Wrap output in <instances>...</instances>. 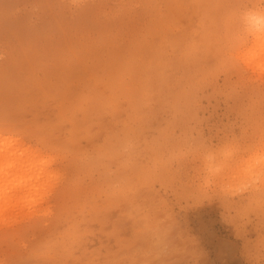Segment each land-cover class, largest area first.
I'll list each match as a JSON object with an SVG mask.
<instances>
[{
    "label": "rangeland",
    "instance_id": "obj_1",
    "mask_svg": "<svg viewBox=\"0 0 264 264\" xmlns=\"http://www.w3.org/2000/svg\"><path fill=\"white\" fill-rule=\"evenodd\" d=\"M215 1L0 0V131L57 174L0 220V264H264L259 193L232 194L264 155V71L238 56L259 0Z\"/></svg>",
    "mask_w": 264,
    "mask_h": 264
},
{
    "label": "bare ground",
    "instance_id": "obj_2",
    "mask_svg": "<svg viewBox=\"0 0 264 264\" xmlns=\"http://www.w3.org/2000/svg\"><path fill=\"white\" fill-rule=\"evenodd\" d=\"M213 1L215 0H200V3L202 4V7L209 9L210 6H207L206 4ZM218 4H220V1H218ZM221 16L223 17L221 18ZM217 18H219V21L223 18L226 19V21L229 19L227 21L228 23L226 22L227 29L225 34L228 39L225 40H231V42H234V30H232V27L229 26L232 16L227 18L226 16L222 15V8H219L217 10ZM219 30L220 28L218 27V31ZM218 31H211L209 36H216V38L222 40ZM252 37H250V39ZM243 45H245L246 49L244 50L243 48L242 53L238 52L240 60L247 64L246 68L250 67L256 69V72L257 69H259V73L260 71L262 73L263 71L261 70V65L264 64V40L253 37L251 41H246L243 43ZM156 47L158 48L156 43H152L149 47L148 56L150 58L148 60L147 66L145 65L146 60H143L142 66L139 65V67H137V72H142V75H140V82L143 83V86H150L152 85V82L157 84L153 76L150 75L151 71L153 70L157 75H159L160 80L164 79L166 76L168 65L162 55V52L160 51L158 53V49ZM221 51L222 49L218 50L219 53ZM146 81L147 84L145 83ZM101 94L105 95L104 92H101ZM105 98L110 100L107 94L105 95ZM183 103H187L185 98ZM21 142L22 139L20 138L10 142L0 141V220H4V216H8L6 212L8 210L10 211L13 206H17L21 200H23L24 196L21 197V195H24L23 193L30 192L34 188L39 190L44 185L49 184L50 179L57 177V174L48 171L46 168V166L50 163V160L45 159L42 156V152L39 151L40 149H33L34 147L31 148V146L22 148L20 147V145L22 146ZM256 165L258 166V163ZM250 168L253 169L252 167ZM17 170L22 174H19ZM15 172L19 175H16Z\"/></svg>",
    "mask_w": 264,
    "mask_h": 264
},
{
    "label": "snow or ice",
    "instance_id": "obj_3",
    "mask_svg": "<svg viewBox=\"0 0 264 264\" xmlns=\"http://www.w3.org/2000/svg\"><path fill=\"white\" fill-rule=\"evenodd\" d=\"M247 70H251L250 67ZM261 70L264 71V64L261 65ZM19 139L18 135L12 131L11 129L5 128L4 130L0 131V141L3 142H10L13 140ZM261 145L262 149H264V136L261 138ZM260 171L258 176H254V179L251 183H245L241 189L238 192H233V195H243L245 193L248 194H256L259 193L261 203L264 205V155H262L261 160H260ZM171 241L176 244L180 241V237H171ZM185 249L181 251H185ZM50 264H63L61 261H52ZM125 264H142L140 261L136 260H128L125 262ZM143 264H147V262H143Z\"/></svg>",
    "mask_w": 264,
    "mask_h": 264
},
{
    "label": "clouds",
    "instance_id": "obj_4",
    "mask_svg": "<svg viewBox=\"0 0 264 264\" xmlns=\"http://www.w3.org/2000/svg\"><path fill=\"white\" fill-rule=\"evenodd\" d=\"M239 27L245 33L264 40V0L256 6L244 8L239 14Z\"/></svg>",
    "mask_w": 264,
    "mask_h": 264
}]
</instances>
